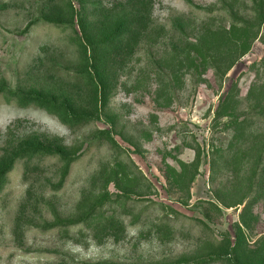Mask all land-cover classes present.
Segmentation results:
<instances>
[{
	"label": "rangeland",
	"instance_id": "374dc122",
	"mask_svg": "<svg viewBox=\"0 0 264 264\" xmlns=\"http://www.w3.org/2000/svg\"><path fill=\"white\" fill-rule=\"evenodd\" d=\"M225 2L233 15L219 0H0V264H235L210 242L262 258L264 21L219 75L169 52L264 15V0ZM133 7L145 32L128 38Z\"/></svg>",
	"mask_w": 264,
	"mask_h": 264
},
{
	"label": "trees",
	"instance_id": "16d2710c",
	"mask_svg": "<svg viewBox=\"0 0 264 264\" xmlns=\"http://www.w3.org/2000/svg\"><path fill=\"white\" fill-rule=\"evenodd\" d=\"M223 4V6L229 7L228 12L230 14H234L232 10V6L227 4L225 0H219ZM140 2L137 5H139ZM143 5V4H141ZM139 5V6H141ZM135 9L134 11L131 12L130 17L133 19V21L136 22V26L131 28V32L128 34V38H134V36H138L143 32H145V26L144 23L142 22V17L141 15L144 10H141L140 7H133ZM141 11V12H139ZM262 12H259L256 14L252 20H249L248 18H243L240 17V23H234L231 22L227 27L225 26H217V28L212 27L210 25L205 26V27H200L198 31L195 33L192 32L191 35L188 33H184L182 36V39L185 40V45L180 46L178 44V41L172 42V46L169 47V52L172 53V58H179V64L181 61H184L187 66L192 67L195 71H203L205 70L206 66L209 65L210 67L213 68V72L215 75H219L221 72H223L225 69L229 68L235 59H237L241 54L246 52L250 46L251 40L256 36L258 33V28L259 25L262 21H264V15L261 14ZM125 18L120 21V23H117L114 27H112L111 30H108V33H106L105 37L103 38L102 42L104 43V52H106L109 55H114L116 56L118 50V44H115V41H120L121 37L120 35L124 32L122 30L123 24H124ZM127 23H131L127 21ZM80 24V23H79ZM121 24V25H120ZM237 25V26H236ZM81 26V24L79 25ZM190 37V38H187ZM220 39V42L222 44H227L230 42L231 47L226 49H220L214 53H211L209 51L210 47L212 46V43L216 39ZM129 46V44L127 45ZM98 72L96 69V76H98ZM178 71L175 69L171 70V74L174 77V74L177 73ZM99 81V80H98ZM225 98H221L217 110V113H220L222 110L223 104H224ZM263 117V115H262ZM243 123V119L239 121V123H235V125L232 127V130L236 131V127L238 125L241 126ZM239 126V127H240ZM247 206V201L243 204L242 206V212L246 209ZM241 212V213H242ZM89 213L87 216L78 219L77 221H84L85 224L91 225V223H88L90 219L93 217H90ZM90 217V218H89ZM89 218V219H88ZM88 219V220H87ZM107 222L104 223V226L107 232H112L113 234V221L112 219L107 218ZM105 221V220H103ZM102 224V221L97 220L95 222V225ZM216 244V243H215ZM214 243H209V246L212 247V251L207 253V256L209 258H214L213 256H227L228 260H231L235 264H238L239 260L245 259L246 254L244 252H241L239 254L238 252V247L235 246L236 244L234 243L229 247V250H225V247L221 244L215 245ZM228 254V255H226ZM217 258V257H216ZM121 264V263H119ZM251 264H264V255L260 260H256L255 263Z\"/></svg>",
	"mask_w": 264,
	"mask_h": 264
}]
</instances>
